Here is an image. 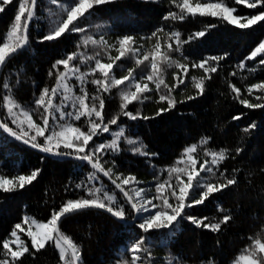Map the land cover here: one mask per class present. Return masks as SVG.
Masks as SVG:
<instances>
[{
  "label": "trees",
  "instance_id": "16d2710c",
  "mask_svg": "<svg viewBox=\"0 0 264 264\" xmlns=\"http://www.w3.org/2000/svg\"><path fill=\"white\" fill-rule=\"evenodd\" d=\"M19 2L20 0H13L0 13V42L14 21ZM181 2L182 0H177V3ZM195 2L196 0H192V3ZM226 2L228 6L235 7L237 13L234 14L240 16H251L264 11V8L259 7L249 9L244 4H237L235 0ZM70 3L71 0H57L56 4L51 0H38L36 15L29 29L28 45L13 56L2 70L0 104L3 102L2 97L8 94V90L3 88L7 79L15 100L30 112L34 111V101L41 89L55 85V76H49L53 63L69 53L93 55L100 51L99 58L108 62L107 55H104L99 45H82L86 36L95 40L103 36L111 44L125 35L136 38L138 41L134 47L140 48V52L136 56L129 54L117 61L119 67H114L113 72L120 78L127 75L129 69H133L139 78L148 71L149 62L138 67L136 58H142L144 53L151 52L157 37L161 41V51L166 52L169 42L166 34L178 31L181 41L186 43L181 44L180 51H172L170 55L172 60L186 64L188 72L184 75L183 70L175 66L165 67L164 78L171 86L176 83L174 74L184 76L185 84L172 93L179 103L171 111L156 116L157 110L166 108L167 104L157 103L159 93L154 90L146 94L149 99L143 103L133 102L128 108L133 113L139 110L150 119L138 118L133 121L120 115L118 125H109L112 132L123 127L126 136L146 144V151L156 155L146 157L135 154L129 150L132 146L122 138L121 151H108L102 162L107 161L105 167H114L119 173L134 175L142 182L135 187H143L151 197L155 195L157 183L154 177L166 179L165 170L175 163L187 146L198 144L203 137L211 138L196 153L200 162L210 159L204 155L205 148L228 149L229 158L219 170L214 169L216 176L206 173H201V176L210 182H217L235 175L237 184L215 193L203 205L189 209L188 212L197 218L208 217L206 223H214L229 213L232 220L222 225L219 232L198 228L187 220H181L177 230L171 235L166 230L152 232L148 234L146 244L151 255L139 253L142 261L138 264H168L171 258H175L174 264H208L209 260L214 264H233L241 251L251 243L248 237L257 238V233L264 226V108H246L231 91L229 84L240 89L241 99H248L253 104H264V99H256L257 96L264 97V92L253 89L249 95L247 91L249 86L264 82V65L259 62L264 56L248 59L251 52L264 42V22L241 29L211 16L186 15L183 20H165L164 17L169 12L180 11L172 0H110L109 3L96 6L91 16L79 21L84 32H71L57 40L41 42V38L51 30L53 22L61 18L60 4ZM212 25L214 27H210ZM158 29H163L164 32H157ZM200 31L205 32V35L196 36ZM153 32H157V37H152ZM170 42L175 48V41ZM110 54L115 56L117 53L115 49H111ZM212 57L223 59L211 60ZM203 60H209V64L216 67L217 72L211 73L212 78L205 81L203 95H197L198 90L193 87L192 77L200 78L205 73L203 69L193 68L192 64ZM241 63L244 64L243 68L240 67ZM93 65L94 61L81 65V70L85 71ZM60 70H63L62 66ZM92 78L88 77L89 80ZM70 83L75 85V91L79 94L77 82L73 79ZM85 87L90 95L95 94V85L88 83ZM150 87L154 88V85L150 84ZM119 91L114 88L111 93L103 94L105 122L120 113ZM188 96L195 99L188 100ZM234 116L241 118L234 120ZM33 119L41 122L38 113L33 115ZM0 122H6L9 127L18 131L3 107H0ZM67 122L75 123L84 130L87 128L83 118L81 121ZM252 123L256 127L245 132L244 129ZM111 139L109 133L94 137L95 143ZM237 148L242 149L238 155ZM73 157L44 155L0 129V175L12 178L18 174H30L35 169L41 170L37 179L24 189L8 193L0 191V241L9 238L14 225L22 223L24 217L47 222L53 210H58L67 200L87 198L88 187H104L116 193L118 201L124 204L127 213L125 221L117 220L108 212L91 208L63 218L60 229L80 246L81 264H117L121 260L130 261L133 254L128 249L145 235L138 227L140 220L136 217L137 214L107 179L99 173L97 179H89V174L95 170L86 162ZM225 169L227 171L224 176H220L219 173ZM233 169L238 171L233 173ZM219 208L226 211L220 212ZM22 226L28 227L24 224ZM18 234L34 253L25 254L18 264H62L53 244H47L44 249L36 252L31 249L30 239L24 233ZM259 238L264 242V234ZM0 258H4L2 249Z\"/></svg>",
  "mask_w": 264,
  "mask_h": 264
},
{
  "label": "snow or ice",
  "instance_id": "6c2138e0",
  "mask_svg": "<svg viewBox=\"0 0 264 264\" xmlns=\"http://www.w3.org/2000/svg\"><path fill=\"white\" fill-rule=\"evenodd\" d=\"M12 2L13 0H0V13L4 12L5 7ZM51 2L56 4L57 0H51ZM109 2L110 0H71L68 5L60 4L61 18L53 22L51 30L41 38V42L54 41L71 32H84L85 29L79 26V21L91 16L96 6ZM235 2L244 4L249 9L264 8V0H235ZM172 3L176 4L180 11L178 13L169 12L164 17L165 20H183L186 15L211 16L220 18L241 29H248L258 22H264V11H258L251 16H240L234 14L237 13V9L228 6L226 0H205L203 3L200 0H196L195 3H192V0H182L181 3L172 0ZM37 4L38 0H20L14 21L3 41L0 42V70L8 64L13 56L28 45L29 28L35 18ZM210 27H214V25ZM157 32L163 33L164 30L158 29ZM157 32H153L152 37H157ZM166 35L169 41L166 52L161 51V41L157 37L152 51L144 53L142 58H136L135 63L138 67L146 61L149 62L148 71L139 78L136 77L133 69H129L128 74L120 78H117L113 72L114 67H119L117 61H121L129 54L136 56L140 52V48L134 47L137 44L136 38L125 35L117 38L115 44H111L103 36L99 40L86 36L81 42L82 45L87 46L89 43L99 45L103 49L104 55H107L108 62H103L99 58L100 51L93 55L72 52L65 58L55 61L52 70L49 71V76H55V85L51 88L41 89L39 96L34 101L35 110L31 112L15 100L7 79L3 83V88L8 90V94L2 97L3 102L0 107L6 109L8 118L11 119L12 124L16 125L18 131L9 127L6 122H0V129L16 140L30 144L31 147L44 153L54 156L72 155L76 159L86 162L95 170L89 174V179L95 180L98 173L103 174L115 189L119 190L126 203L137 214V218L140 220L138 227L145 235H142L128 249L133 254L131 260L117 261V264H138L141 262L142 258L139 253L151 255L146 247L148 234L166 230L167 234L171 235L177 230V225L181 220H187L198 228L203 227L213 232H219L222 225H226L232 220L229 213L214 223H206L208 217L197 218L188 212L189 209L203 205L215 193L237 184L235 175L230 178L226 177L223 181L217 180V182H210L201 176V173H206L215 177L214 169L219 170L222 163L229 158L228 149L205 148L204 155L210 159L199 161L196 153L202 145L208 144L211 140L210 137H203L198 144L187 146L175 163L165 170L166 179L160 180L159 177H154L157 179V183L155 195L151 197L147 195L143 187H135L142 182L138 181L134 175L119 173L114 170V167H105L107 161L102 162L108 151L114 153L121 151L120 141L122 138L132 146L129 150L133 153L146 157L156 155L146 151V144L138 143L137 139L126 136L123 127H120L119 131L112 132L109 125H118L120 115L133 121L138 118L150 119L148 116H143L139 110L133 113L128 108L133 102L143 103L149 99L150 97L146 94L152 93L154 90L159 93L157 103L166 102L167 104L166 108L157 110L156 116L171 111L179 103L172 93L185 84L184 76L174 74L176 83L169 86L165 82L164 72L165 67L175 66L177 69H182L184 75H187L188 66L172 60L170 55L172 51H180L181 44L186 41H181V34L178 31ZM195 35L202 37L205 32L200 31ZM172 40L175 41V48L170 42ZM111 49H115L117 53L115 56L110 54ZM257 56H264V42H261L251 52L248 59L251 60ZM210 59L220 60L223 57ZM74 61H78V63H73ZM93 61V66L88 67L85 71L81 70V65H88ZM259 62L264 65V59H260ZM60 66L63 67L62 71ZM192 67L203 69L205 73V76L200 78L192 77L193 87L198 90L197 95H203L205 81L212 78L210 74L216 73L217 68L211 66L209 60L194 63ZM240 67L243 68L244 64L241 63ZM97 74H99V78H97ZM90 76L93 77L91 80L88 79ZM73 79L79 85V94L75 91V85L70 83ZM88 83L96 86L95 94L90 95L87 91L85 85ZM150 84L154 85V88L150 87ZM121 86L124 87L121 88ZM229 87L246 108H264V104H253L248 99H241L240 89L235 85L229 84ZM114 88L120 90V113L105 122L103 115L105 97L103 94L111 93ZM253 89L264 92V82L249 86L247 88L249 95L252 94ZM187 99L192 100L195 97L188 96ZM256 99L261 100L264 97L257 96ZM69 108L72 110H68ZM37 113L41 122L33 119V115ZM82 118L87 125L86 130L76 126L75 123L67 122L68 120L81 121ZM240 118V116L233 117L234 120ZM255 127V123H252L244 131L247 132L250 128ZM102 133H109L112 139L108 142L95 143L94 137H99ZM63 149L70 151L65 152ZM241 151L242 149L237 148L236 154L238 155ZM114 163L113 161V165ZM197 164H199V168H197ZM40 171V169H35L30 174H18L12 178L0 175V191L8 193L22 190L37 179ZM226 171V169L221 171L219 175L224 176ZM237 171L233 169V173ZM184 177L187 179L185 180ZM77 187H82V185H77ZM86 192L87 198L67 200L58 210H53L46 223L24 217L22 223L15 224L9 233V238L0 241V249H2L4 257L0 258V264H18L25 254L34 255L18 233H24L30 239L31 249H35L36 252L51 243L58 250L59 260L62 264H81L80 246L60 229L59 225L63 218L91 208L103 209L120 221H125L127 218L124 204L118 201L116 193L110 192L104 187L95 186L88 187ZM154 201H159V203ZM218 210L226 211L223 208ZM22 224L28 227L24 228ZM262 234H264V226H262L261 232L257 233V238L248 237L251 243L241 251L233 264H264V242L259 238ZM174 261L175 258H171L168 264H174ZM208 264H214V262L209 260Z\"/></svg>",
  "mask_w": 264,
  "mask_h": 264
},
{
  "label": "water",
  "instance_id": "95a60500",
  "mask_svg": "<svg viewBox=\"0 0 264 264\" xmlns=\"http://www.w3.org/2000/svg\"><path fill=\"white\" fill-rule=\"evenodd\" d=\"M31 24H32V22H31ZM31 24H30V26H31ZM30 29V28H29ZM3 70V69H2ZM2 70H0V78H1V73H2ZM15 139V138H14ZM19 142H21L22 144H25V143H23V141H20V140H18ZM25 145H27L28 147H30V148H32V149H34V150H36V151H38V152H40V153H42V154H44V155H47V156H51V157H57V156H54V155H52V154H49V153H44V152H42L41 150H39V149H36V148H33V147H31V145L30 144H25ZM74 159H76L75 157H73ZM78 160V159H77ZM101 176H103V174H100ZM104 177V176H103ZM105 179H107L108 180V178L107 177H104ZM109 181V180H108ZM110 182V181H109ZM111 183V182H110ZM94 209H96V208H94ZM98 210H101V211H104V212H107V211H105V210H103V209H98ZM136 217H137V215H136Z\"/></svg>",
  "mask_w": 264,
  "mask_h": 264
},
{
  "label": "rangeland",
  "instance_id": "374dc122",
  "mask_svg": "<svg viewBox=\"0 0 264 264\" xmlns=\"http://www.w3.org/2000/svg\"><path fill=\"white\" fill-rule=\"evenodd\" d=\"M44 223H46V222H44ZM27 228V227H26ZM25 240V239H24ZM13 247H15V246H13Z\"/></svg>",
  "mask_w": 264,
  "mask_h": 264
},
{
  "label": "bare ground",
  "instance_id": "6f19581e",
  "mask_svg": "<svg viewBox=\"0 0 264 264\" xmlns=\"http://www.w3.org/2000/svg\"><path fill=\"white\" fill-rule=\"evenodd\" d=\"M138 41V40H137ZM153 43V42H152ZM176 68V67H175ZM191 86V85H190Z\"/></svg>",
  "mask_w": 264,
  "mask_h": 264
}]
</instances>
